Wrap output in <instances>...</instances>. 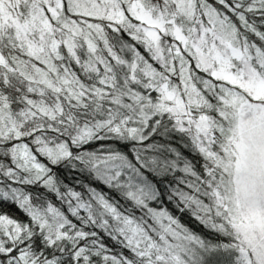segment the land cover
<instances>
[{
	"label": "snow or ice",
	"instance_id": "1",
	"mask_svg": "<svg viewBox=\"0 0 264 264\" xmlns=\"http://www.w3.org/2000/svg\"><path fill=\"white\" fill-rule=\"evenodd\" d=\"M0 264H264V0H0Z\"/></svg>",
	"mask_w": 264,
	"mask_h": 264
}]
</instances>
